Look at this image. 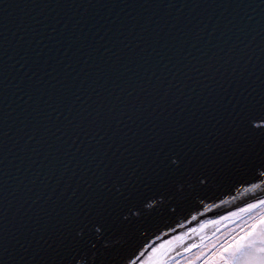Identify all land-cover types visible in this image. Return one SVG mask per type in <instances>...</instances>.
Listing matches in <instances>:
<instances>
[{"label":"water","instance_id":"obj_1","mask_svg":"<svg viewBox=\"0 0 264 264\" xmlns=\"http://www.w3.org/2000/svg\"><path fill=\"white\" fill-rule=\"evenodd\" d=\"M13 3L50 6L32 10L35 21H30L23 40L13 23V10L7 7ZM70 3L119 7L93 10L91 21L80 22L77 27L76 10L55 8L57 4ZM141 4L161 7H125ZM167 4L176 7H164ZM184 4L202 7L184 9ZM247 4L253 7H235ZM93 23L103 29V40L92 37L98 55L105 47L119 51L125 44L137 55L129 60L128 49L124 48L127 69L113 70L109 78L97 81L91 88L84 87L82 100H87L90 115L84 121V131L79 133L78 148H72L76 129L67 127L69 108L63 106L54 113L44 102L46 95L43 100L33 96L40 113L32 112L28 107L32 103L30 85L33 79L44 76L45 61L49 72L56 69L53 75L62 76L64 65L69 63L79 72L83 64L76 63V58H83L87 49L71 37L90 29L94 32ZM132 24L136 25L134 32L129 31ZM145 26L147 32L143 31ZM118 28L123 35L121 43L114 47L113 34ZM154 33H159L158 40L153 39ZM58 61L63 64L58 65ZM237 92H264V0H0V264H24L33 256L34 264L47 260L44 253L51 252L41 247L40 225L55 230L58 214L82 206L91 192L89 184L103 191L99 182L106 180L113 168L119 166L120 174L138 187L147 179L149 156L155 149L141 130L147 131L150 122L142 125L134 116H124L125 111L132 115L133 106L145 102L149 111L159 105L169 119H186L192 113L199 117L202 106L210 107L216 102L214 96ZM98 97L103 102L104 120H96ZM82 106L73 105L69 118L78 120ZM226 109L227 105H223L219 114L226 116ZM60 111L64 116L59 115ZM58 128L64 132L62 137ZM134 133H140L149 149L144 152L143 165L132 158L141 151ZM135 167L138 176L132 178L131 168ZM242 169L237 158L232 167L216 168V183L199 192V196L194 197L188 190L185 199L161 205L154 215L129 230L127 242L107 256V264L135 258L133 253L138 254L137 249L145 242L160 244L169 240L172 244L167 264L175 263L185 249L244 213L229 220L221 217L264 200V188L253 190L251 184L241 182ZM17 241L26 244L31 255ZM64 256L67 258V252Z\"/></svg>","mask_w":264,"mask_h":264},{"label":"snow or ice","instance_id":"obj_2","mask_svg":"<svg viewBox=\"0 0 264 264\" xmlns=\"http://www.w3.org/2000/svg\"><path fill=\"white\" fill-rule=\"evenodd\" d=\"M7 7L13 10L12 15L15 17L13 23L17 27L19 39L23 40L30 27V21H35L32 10L50 6L13 3ZM115 7L119 6L95 3L55 5V8L59 9L76 10L79 17L77 27L80 22L91 21L94 15L93 10ZM125 7L159 8L161 5L141 4ZM164 7L171 9L176 5L167 4ZM201 7V4L182 5L184 9L193 10ZM217 7H223V5ZM235 7L251 8L253 5H235ZM147 24H151V18ZM92 29L96 30L73 33L71 37L80 44L81 48L87 49L83 58H76V63L83 64L79 72L75 70L72 63H69L64 65L62 76L59 73L53 75L56 69L53 68L49 72L47 70L49 66L45 61L44 76H50L51 79L46 80L44 76H41L33 79L30 85L32 91L29 94V101L32 103L28 107L32 109V112L40 113L39 104L33 101V96L43 100L46 95L47 100L44 102L54 113L63 106L69 108V114L65 116L67 127L76 129L70 145L72 148H78L79 133L84 131V121L90 115L87 100H82L84 87L91 88L97 81L109 78L113 70L127 69L124 48L128 49L129 60L135 59L137 55L128 44L119 51L113 50V47H105L103 54L98 55L99 49L95 46L96 42L92 41V37L103 40L104 36L101 35L103 29H97L95 23L92 24ZM135 30L136 25L132 24L129 31ZM148 30L147 26L143 29L145 32ZM122 35L123 32L119 28L115 30L112 40L114 47L121 43ZM159 38V33L153 34V39ZM141 59L147 63L144 57ZM57 63L63 64V61ZM245 92H247L246 89ZM214 99L216 102L210 107L202 106L203 113L199 117L192 113L186 119L182 117L179 120L169 119L159 105L149 111L144 106L145 102L134 105L132 115L125 111L124 116L129 119L134 116L142 125L145 121L150 122L147 131L141 130L143 136L155 149L149 156L147 166L150 173L147 179L141 181V186L138 187L130 179L122 176L117 166L110 174H107L106 180H100L99 184L103 191L89 184L88 188L91 192L87 201L71 211L58 214L60 218L55 230L46 225H40L41 247L46 246L51 252V254L44 253L48 259H42L40 264H65V260L66 264H107V256L118 246L127 242L131 228L154 215L161 205L185 199L188 190L192 191L194 197L199 196V192L216 183V168L232 167L237 163V158L243 165L239 174L244 177L241 182L251 184L253 190L264 188V92L259 94L248 92L247 95L237 92L230 96H214ZM77 103L83 105L79 119H70L71 108ZM223 105H227L226 116L219 114V109ZM94 111L96 120L106 119L100 97L97 98ZM32 112L27 114L31 116ZM59 115L64 116V112L60 111ZM57 131L60 132L61 137L64 135L61 129L58 128ZM134 135L137 137L136 143L141 151L139 155L134 153L132 158L139 160L143 165L144 152L149 149L142 142L140 133H134ZM100 139L103 140V137ZM220 156L223 159H219ZM130 176L132 178L138 176V167L131 168ZM89 201L91 204L88 203ZM258 207H264V200L249 203L237 212L221 217V220H229L241 213H251ZM210 223L218 224L220 221ZM203 227L204 225L201 226ZM192 231L195 232L197 229ZM49 232L52 233L51 238L48 237ZM12 238L16 239L15 236ZM159 239L160 237H157V240ZM180 239L182 237H176V240ZM17 243L24 252L31 255V250L26 244L20 241ZM171 244V240L160 244L155 241L151 244L145 242L137 249L138 254L133 253L135 258L124 259L121 264H167L166 255ZM197 246L193 245V247ZM7 251L8 249L5 248V252ZM65 252L68 254L67 258L64 256ZM39 254L38 251L37 255ZM21 261H24L23 256ZM34 262L35 256L24 264H34ZM3 264H9V262L4 261ZM14 264H20V262H14ZM211 264H264V214L254 218V222L241 235L224 245L215 254Z\"/></svg>","mask_w":264,"mask_h":264},{"label":"rangeland","instance_id":"obj_3","mask_svg":"<svg viewBox=\"0 0 264 264\" xmlns=\"http://www.w3.org/2000/svg\"><path fill=\"white\" fill-rule=\"evenodd\" d=\"M264 214V207L253 209L251 213H244L210 235L201 239L184 250L181 258L173 264H211L215 254L234 237H238L254 222V218ZM190 249V250H189ZM182 253V252H181Z\"/></svg>","mask_w":264,"mask_h":264},{"label":"bare ground","instance_id":"obj_4","mask_svg":"<svg viewBox=\"0 0 264 264\" xmlns=\"http://www.w3.org/2000/svg\"><path fill=\"white\" fill-rule=\"evenodd\" d=\"M246 214V213H245Z\"/></svg>","mask_w":264,"mask_h":264}]
</instances>
